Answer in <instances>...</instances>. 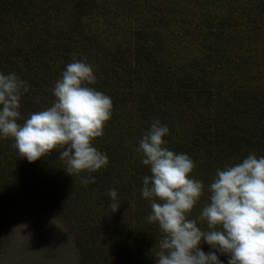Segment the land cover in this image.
<instances>
[{
    "label": "trees",
    "instance_id": "trees-1",
    "mask_svg": "<svg viewBox=\"0 0 264 264\" xmlns=\"http://www.w3.org/2000/svg\"><path fill=\"white\" fill-rule=\"evenodd\" d=\"M22 1L0 0V73L14 72L29 85L28 92L21 98V120L18 122L23 123L31 113L51 106L55 99L52 89L61 78L62 67L57 65L59 57L63 59L80 49L84 55L82 59L88 64L98 63L99 68L94 69L96 83L90 86L109 96L113 103L112 116L104 127L103 136L93 142L99 151L107 154L109 163L96 172H84L73 177L64 170L66 165L59 159V150L29 163L19 157L18 151L12 147V139L0 138V255L8 247L9 231L18 225L23 214H33V209L42 208L60 213L69 223L81 216L85 218L86 221L77 224L75 230L74 248L79 264H156L155 253L159 250L161 233L158 225L147 221L151 212L150 202L142 197L140 191L143 177L150 175V169L142 164L136 151L153 120L158 119L168 127L166 146L176 153L187 154L196 165L191 178L201 180L205 185L204 195L194 207L190 219L197 218L208 203L207 189L217 168L222 170L225 165L240 162L252 153L257 157L264 156V90L259 89L258 83H252L260 77L257 74L246 76L243 88H246L249 99L245 98L240 103L245 107L240 115L249 120L231 124L220 135L210 130V124L202 125L201 116L188 114L189 104L195 98L190 81L198 79L204 84V76L224 65L225 55L234 59L235 54V59L241 60L239 53L243 40L238 35L233 37L231 45H219V36H222L219 28L223 21L216 27L208 21L204 27L207 35L204 37L202 34L201 38L209 46L197 49L191 55L193 59L187 64L189 71L183 73L189 81L186 83L178 77L167 78L166 71L160 67L161 56H157L156 49L149 50V45L140 43L141 33L146 39L145 31L149 33L148 38L156 35L157 30H152L154 27L149 25V21L158 25L163 17L154 16L152 20H144L143 24L139 22L140 25L133 29L132 42L119 43L107 38L104 43L95 36L84 41L76 33L82 30L83 18L90 15L92 8L100 9L103 4L97 0H64L65 4L72 5L73 17L69 19L70 24L68 19L63 20L71 32L75 30L76 41L70 44V38L58 37L53 32L49 34L42 26L29 41V38L25 40L24 30L13 27L16 20L12 21L11 17L15 14L18 23L21 19L25 21V7L19 10ZM150 6L151 14L171 13V7L161 0ZM61 10L62 7L58 11ZM263 10L259 8L255 13ZM48 11L51 12L48 14L50 17L46 14L42 19L45 24L58 12L49 8ZM211 36L214 41L209 43ZM100 43L104 44L99 46ZM96 47L99 55L91 54L90 51ZM212 62L217 66L208 68ZM251 93L254 94L252 98L249 97ZM169 104L180 107L178 117L175 114L173 118L162 110V105L165 108ZM254 116L263 119L259 127L252 118ZM216 135L221 136L217 141L214 140ZM89 176L95 177V182L82 183ZM110 189L117 191L121 202L115 213L109 207L112 201L107 193ZM198 227L207 230L206 223L198 222ZM200 247L205 253L212 250L204 242ZM217 255L222 264H228L226 255Z\"/></svg>",
    "mask_w": 264,
    "mask_h": 264
},
{
    "label": "clouds",
    "instance_id": "clouds-1",
    "mask_svg": "<svg viewBox=\"0 0 264 264\" xmlns=\"http://www.w3.org/2000/svg\"><path fill=\"white\" fill-rule=\"evenodd\" d=\"M96 79L92 65L73 53L52 89L51 106L19 123L21 98L29 85L14 72L0 73V138L12 139L19 157L29 163L59 150L64 170L73 177L105 168L107 154L93 142L103 136L113 103L90 86ZM168 134L166 125L153 120L136 149L150 169L140 191L150 202L147 221L158 225L161 233L156 264H222L217 253L226 255L228 264H264V156L252 153L222 170L217 168L207 189L208 203L197 218L190 219L205 185L191 178L195 162L166 146ZM94 182L93 176L82 180ZM107 194L115 213L121 205L118 193L110 189ZM198 222L206 223L207 230ZM202 242L212 250L205 253Z\"/></svg>",
    "mask_w": 264,
    "mask_h": 264
},
{
    "label": "rangeland",
    "instance_id": "rangeland-1",
    "mask_svg": "<svg viewBox=\"0 0 264 264\" xmlns=\"http://www.w3.org/2000/svg\"><path fill=\"white\" fill-rule=\"evenodd\" d=\"M63 1L23 0L19 10L25 7V21L21 19L22 24L18 23L17 16L12 14V21L16 20L13 27L24 30L25 40L29 38L31 41V35L43 27L49 34L53 32V35L57 33L58 37L70 38L69 42L72 44L76 41L75 30L72 29L71 32L63 20V18L68 19L70 24L69 19L73 17L72 5L65 4ZM98 1L103 4L102 8H92L90 15L83 18L82 30L76 32L84 41L95 36L98 41L104 43L107 38H113L119 43L122 41L128 43V40L132 42L133 29L140 25L139 22L143 24L144 20H152L154 16L163 17L158 25H156L157 22L149 21V25L154 27L152 30H157L156 35L148 38L149 33L145 31L147 39L141 33L140 43L149 45V50L156 49L157 56H161L160 67L166 71L167 78L178 77L184 79L186 83L189 81L183 73L189 69L187 64L193 59L191 55L196 53L197 49L209 46L201 38L202 34L204 37L207 35L204 27L208 25V21L212 22L214 27L220 26L219 23L223 21L219 28L222 34L219 36V45L223 43L231 45L234 41L233 37L239 35L243 40L242 50H239L241 60H236L237 56L234 54L233 62L234 59L225 55L222 61L224 65L204 76V84L198 79L190 81L195 98L189 104L188 114L201 116L202 125L210 124V130L220 135L231 124L237 125L239 121L249 120L245 119L244 115H240V111H245V107L240 103L245 98L249 99L246 88H243L246 85V76L252 73L260 76L252 83H258L259 89L264 90V10L255 13L259 8L264 9V0H161L163 4L171 7V13L165 15L150 13L152 9L150 5L157 3L158 0ZM47 6L52 12L60 10L61 7L62 10L55 12L49 23L45 24L42 19L46 17V14L48 16L51 13L47 12ZM136 6H139L138 9H132ZM40 8L43 9L39 10ZM228 21L231 22L230 25ZM213 41L211 36L209 43ZM104 43H100L99 46ZM81 52L80 49L76 52L77 59L85 60L82 59L84 55ZM90 53L99 55L98 48L91 50ZM130 61L132 62L131 57ZM71 62L72 54H67L63 59L59 57L57 65L62 67L60 74ZM216 66L217 63L212 62L207 67ZM92 67L93 70L99 68L98 63ZM131 76H134L133 70H131ZM253 95L251 93L249 97L252 98ZM161 108L173 115V118L175 114L178 117L180 107L175 104L166 105V109L162 105ZM236 117L238 120H235ZM252 118L256 121L257 127L263 122L261 117ZM220 138L221 136L216 135L214 140L217 141ZM33 212V214L25 212L18 225L9 231L8 247L4 254L0 255V264H79V257L74 248L75 230L77 224L86 221L85 218L81 216L79 220H70L69 223L64 221L60 213L53 210L45 211L40 208L33 209Z\"/></svg>",
    "mask_w": 264,
    "mask_h": 264
}]
</instances>
